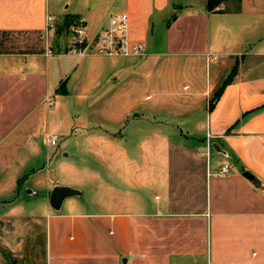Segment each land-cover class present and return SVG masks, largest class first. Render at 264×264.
<instances>
[{"label":"crops","instance_id":"0c3cea01","mask_svg":"<svg viewBox=\"0 0 264 264\" xmlns=\"http://www.w3.org/2000/svg\"><path fill=\"white\" fill-rule=\"evenodd\" d=\"M171 1L0 0V32L14 33L0 39V264H264V0L214 9L209 0L188 9ZM115 9L128 12L142 54L58 52L68 38L50 34L49 13L60 28L84 17L92 37ZM155 17L164 50L148 46ZM20 32L48 39L27 51L13 45ZM71 86L95 98L88 120L64 124L75 150L53 152L52 167L54 96ZM200 110L186 128L165 115ZM56 184L75 190L59 206L50 199Z\"/></svg>","mask_w":264,"mask_h":264},{"label":"rangeland","instance_id":"374dc122","mask_svg":"<svg viewBox=\"0 0 264 264\" xmlns=\"http://www.w3.org/2000/svg\"><path fill=\"white\" fill-rule=\"evenodd\" d=\"M201 2L202 0H172L171 1V7L172 6H176L178 4H180V9H188L190 7H193L194 6H200L201 5ZM190 4V5H188ZM188 5V7H187ZM178 9V8H176ZM171 11H174V9H171ZM57 25V24H56ZM54 25V27L52 28V30H50V34H55V36L57 35H60V36H64V38H68V40H66V43L68 44L69 42V33H71V30L70 28L67 26L65 27V24H62L61 25V28ZM165 26H164V21L163 19L159 18V17H155L154 18V25H153V28H152V31H151V34L149 35L148 37V46L149 48L151 49L150 47V42L153 41V42H157L159 46L158 49L160 50H164L165 49ZM47 33L45 32H35L33 35V37H30L29 38V35L31 34H27L26 32H20L19 34H17L15 40H13L14 42V46H18L20 47L23 42V45L26 46L25 47V50L27 51H31L33 49H37L38 48V45L37 42L39 43H43L42 41H47V36L48 34L46 35ZM13 37L14 36V33H3V32H0V39H5V37ZM63 39L61 38L60 39V42H62ZM50 45L52 44V38L50 37ZM49 45V44H48ZM3 46V44H2ZM50 47H53L52 45ZM182 54H185V55H193V54H196V52L194 51H188V52H184ZM90 57H96L95 55H87L86 58H90ZM101 58H108V57H105V56H100ZM133 58V56H123V55H119L117 56V58ZM135 57V56H134ZM97 58V57H96ZM110 58V57H109ZM88 60V59H86ZM130 68H127L126 70H124L125 72L129 71ZM107 71H109V69H107ZM110 73V72H108ZM115 74H117V72H115ZM74 75H72L73 77ZM111 77V76H110ZM113 77V76H112ZM83 78H84V81L87 82L89 80V77H87V75L84 73L83 74ZM184 84V80L182 81L181 85ZM111 85V80L109 78V80L107 82H105L102 86V89H105L106 86H110ZM183 87V86H182ZM179 90H180V86H179ZM57 94L58 95H55L54 96V102H53V105H54V109L50 115V121L53 125V127L51 128V133H57L58 134V142L57 144H51L50 145V148L51 149H54V150H51L50 148H48L50 150V153H51V162H50V166L54 167V157L56 155H58L60 158H62V151L64 150H68V149H71L73 152L75 150V146L73 144H69L67 143V134H66V130L64 129V124L66 123H70V121H74V119H77V120H88V115H87V110H88V107L90 104H92L93 102V99L95 98V96H92V95H89V96H82L80 97L78 92L71 86L70 90H69V93L68 92H64L62 89L58 90L57 91ZM99 94L96 95V97H98ZM55 98H58L55 100ZM101 104V103H99ZM75 113V115H74ZM203 113H205V111L203 110H200V111H195L192 115H181V116H176V115H173L171 116V114H165V115H168L167 117L171 120H174L176 121L177 123L180 124V127H183V128H186V123H184L185 119L186 118H192L194 116H200L202 115ZM147 115H149L148 113L146 114H142V117H138V118H134V115L131 114V118L130 119H139V120H148L149 118H152V116H149L147 117ZM204 117H205V114H204ZM205 122V118L203 119ZM190 122V120H189ZM203 126V127H202ZM200 129L204 130V132L206 131V126L205 125H202ZM126 131V130H125ZM43 148H44V154H43V159H45V155L47 153V145H43ZM212 153H215L217 152L215 148L212 147L211 149ZM55 153L56 155L52 154V153ZM212 158H214V155L211 154ZM220 156V155H218ZM217 159V161H222L221 160V156L220 157H215ZM214 158V160H215ZM56 169V168H55ZM57 173H58V169L56 170ZM57 177V176H56ZM58 177H59V174H58Z\"/></svg>","mask_w":264,"mask_h":264},{"label":"built area","instance_id":"2783aa9c","mask_svg":"<svg viewBox=\"0 0 264 264\" xmlns=\"http://www.w3.org/2000/svg\"><path fill=\"white\" fill-rule=\"evenodd\" d=\"M55 16L48 14V28H53L55 25ZM129 14L124 10H112L109 15V21L102 26L96 34L88 37L86 33V21L84 17L75 19L71 25L72 39L68 44L58 50L61 53H72L78 57L87 54H100L105 56L113 55H140L144 51V46L141 42H132L129 37ZM54 50L49 47L48 52L52 53ZM210 59H216L218 56L210 51L207 52ZM47 142L49 144H57L58 134L47 133ZM208 146L211 147L210 143ZM202 152L209 153V148ZM231 168L230 163L226 162L222 165V172H227ZM51 182H55L53 178Z\"/></svg>","mask_w":264,"mask_h":264},{"label":"water","instance_id":"95a60500","mask_svg":"<svg viewBox=\"0 0 264 264\" xmlns=\"http://www.w3.org/2000/svg\"><path fill=\"white\" fill-rule=\"evenodd\" d=\"M213 146L215 148H217L218 150H221V148L217 142H213ZM244 175L251 178V179H255V175L250 170H245ZM74 192H75V190L69 186L56 184V185H54V188H53L51 195H50L51 202L53 203V205L59 206L61 204L62 199L65 196L71 195Z\"/></svg>","mask_w":264,"mask_h":264},{"label":"trees","instance_id":"16d2710c","mask_svg":"<svg viewBox=\"0 0 264 264\" xmlns=\"http://www.w3.org/2000/svg\"><path fill=\"white\" fill-rule=\"evenodd\" d=\"M221 1L222 0H209V8L214 9V7L216 5H218ZM237 71H238V64L236 63L233 66V69L231 70V72L228 74V76L224 79L222 84L216 89L213 96L211 97L210 103H209L211 108H213L215 106L216 102L220 98V96H221L225 86L227 85V83L231 82L234 79V75Z\"/></svg>","mask_w":264,"mask_h":264}]
</instances>
